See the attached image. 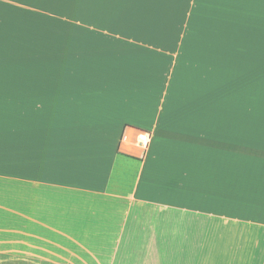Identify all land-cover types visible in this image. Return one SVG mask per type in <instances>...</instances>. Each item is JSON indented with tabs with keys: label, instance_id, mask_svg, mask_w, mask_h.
<instances>
[{
	"label": "crops",
	"instance_id": "obj_1",
	"mask_svg": "<svg viewBox=\"0 0 264 264\" xmlns=\"http://www.w3.org/2000/svg\"><path fill=\"white\" fill-rule=\"evenodd\" d=\"M0 264H264V0H0Z\"/></svg>",
	"mask_w": 264,
	"mask_h": 264
},
{
	"label": "built area",
	"instance_id": "obj_2",
	"mask_svg": "<svg viewBox=\"0 0 264 264\" xmlns=\"http://www.w3.org/2000/svg\"><path fill=\"white\" fill-rule=\"evenodd\" d=\"M124 140L131 142L133 144L135 143L137 145H140V146L146 148L149 145V143L151 142V133L149 131H146V130H140L137 133L136 141L132 140V138L130 139L128 135L124 136Z\"/></svg>",
	"mask_w": 264,
	"mask_h": 264
}]
</instances>
